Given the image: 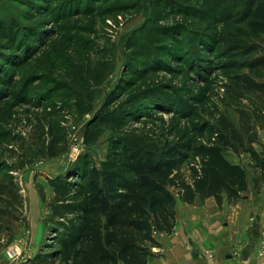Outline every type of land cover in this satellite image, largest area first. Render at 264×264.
I'll return each instance as SVG.
<instances>
[{
	"label": "rangeland",
	"instance_id": "374dc122",
	"mask_svg": "<svg viewBox=\"0 0 264 264\" xmlns=\"http://www.w3.org/2000/svg\"><path fill=\"white\" fill-rule=\"evenodd\" d=\"M40 1L42 4L35 9V5L30 7L28 0H0V19H17L23 26L34 27V39L26 38L33 47L45 39L43 28L52 27L60 33H69L68 37H74L72 44L69 45L68 37L62 39V43L70 58L60 67L73 62L77 69L80 66V75L83 73L87 78H77L82 106L78 107L74 98L65 92L58 97L56 86L54 94H50V86L42 81L35 82L34 92L27 103L20 99L24 90L7 87L6 83L14 74L9 77L10 71L3 68L11 66L0 61L3 63L0 64V75H4L0 79L3 82L0 83V96H4L0 102V131L9 135L0 139V160L17 167L12 173L24 199L20 220L12 219L15 227L12 240L8 242L9 236L5 232L0 234V244L4 245L0 247V264H32V259L53 242L55 234L51 231L48 216L55 191L49 178L66 176L67 169L81 156L88 155L99 168H105L104 163L109 161L110 142L116 135L126 136L144 148H155L167 139L176 140L193 124L209 120L218 110L238 123L242 112L249 110L253 102L252 95L238 99L226 92L229 74L235 70L226 72L221 64L229 59L242 62L254 56H220L231 43L247 45L252 42L250 38L240 40L236 37L235 28L242 24L227 20L225 16L229 12L222 14L224 6L220 4L225 0ZM229 1L226 0L225 5ZM50 3L48 12L42 10L41 7ZM124 4H129V8L120 7ZM112 5L120 8L113 11ZM104 9L107 14L102 12ZM231 10L236 19L238 10L234 7ZM60 18L62 20L57 22ZM73 27L78 30L74 31ZM56 37L51 36L49 41ZM217 39H220L218 44ZM80 41H84L82 47L76 49L75 43ZM210 41L215 43L214 46L218 45L216 52L212 51L214 46L210 52L202 51L201 42L207 47ZM161 43H165L163 49L157 46ZM261 51L264 52V47ZM137 53L144 55L136 56ZM39 57L40 54L36 56ZM184 59L189 60L182 62ZM10 60L12 56L8 57V62ZM36 60L34 58L33 64ZM89 60L92 63L87 73ZM63 69L74 71L69 66ZM32 70L38 71L34 66ZM50 76L59 78L57 74ZM131 77L136 84L121 99L114 101L116 95H120V85ZM15 81H23L22 76H16ZM130 98L138 104L133 107L135 111L131 115H126V100ZM88 102L90 104H86ZM84 107L89 109L83 111ZM97 116L104 120L103 131L95 143L89 145L85 142L87 125ZM53 120L65 135L68 147L58 157L47 158L40 149L39 133L42 128L48 131ZM74 127L79 129L78 136L83 137V142L80 140L73 154ZM258 131L262 145L257 147L264 149V126ZM14 138L17 142H13ZM227 156L248 170L251 184L243 194L246 203L242 199L243 212L251 230L247 239L250 247H257L255 263L264 264V185L262 182L256 185L259 171L248 154L237 157L228 153ZM183 169L187 170V164ZM36 200H39L42 214L35 211Z\"/></svg>",
	"mask_w": 264,
	"mask_h": 264
},
{
	"label": "trees",
	"instance_id": "16d2710c",
	"mask_svg": "<svg viewBox=\"0 0 264 264\" xmlns=\"http://www.w3.org/2000/svg\"><path fill=\"white\" fill-rule=\"evenodd\" d=\"M28 2L30 7L35 5V9L42 4L40 0ZM229 2L225 5V0L220 4L224 6L222 14L229 12L225 16L227 20L233 19L232 23L242 24L235 28L237 38H250L252 42L247 45L231 43L220 56L252 54L254 57L242 62L229 59L221 64V68L226 72L235 70L229 74L226 92L238 99L252 95L250 109L242 112L238 123L218 110L209 120L193 124L176 140L167 139L155 148H144L126 136L116 135L111 139L109 161L104 163L105 168H99L85 155L67 169L66 176L49 178L55 193L49 203L51 214L48 223L55 235L53 242L32 259V264H149L152 248L160 245L156 234H170L175 228L179 202L195 203L215 197L221 207L225 200L230 205H236L243 199L251 184L250 176L247 168L231 160L228 153L237 157L248 154L259 171L256 185L260 182L264 185V149L257 147L262 145L258 129L264 126V52L261 51L264 47V0ZM50 5L52 3L41 8L48 12ZM129 6L124 4L120 7ZM120 7L112 5L110 8L115 11ZM232 7L238 10L236 19L231 13ZM102 12L107 14L108 11ZM76 28L73 27V30L77 31ZM34 32V27L23 26L17 19H0V61L4 60L3 63L11 66L3 68L10 71L9 77L14 74L6 83L7 87L24 90L25 94L20 99L28 103L35 82L42 81L50 86V94H54L56 86L58 97L65 92L68 97L74 98L78 107L82 106L77 78H87L86 75H80V66L77 69L73 62H66L60 67L70 58L64 52L62 43L69 33H60L52 27L43 28L45 39L33 47L27 39L32 41ZM56 35L57 39L49 41L51 36ZM72 38L68 37L69 45ZM195 39L200 41L198 37ZM217 40L216 44L220 43V39ZM83 42L75 43V48L82 47ZM214 44L210 41L209 46L204 47L206 44L201 42L200 47L202 51L210 52ZM157 46L163 49L165 43ZM38 54L40 57L36 58ZM141 55L144 53L136 54ZM9 56L12 60L8 62ZM34 58L37 59L35 64L32 62ZM186 60L189 59L182 62ZM91 63L90 60L87 63V73ZM33 66L38 71H33ZM66 66L74 68V71H65L63 68ZM148 66L150 68L151 65ZM55 74L59 78L50 76ZM3 76L1 74L0 79ZM16 76H22L23 81L16 82ZM60 78H63L62 81ZM133 80V77L125 79L120 85V95H116L114 101L121 99L136 84ZM0 83L3 82L0 80ZM3 99L4 96H0V102ZM132 99L126 100V115H131L135 111L133 107L138 104ZM110 102L113 103V99ZM88 109L84 107L82 110ZM103 123L104 120L98 116L88 122L85 134L87 144L95 143L103 131ZM55 124L54 120L50 121L48 131L42 128L39 133L40 149L47 158L58 157L68 147L65 135ZM1 135L0 139L9 137L6 133ZM13 142H17L16 138ZM10 151L13 152V149ZM185 164L187 170L183 169ZM15 169L17 167L12 163L0 160V234H8V242L14 237L12 222L20 220L24 206L12 173Z\"/></svg>",
	"mask_w": 264,
	"mask_h": 264
},
{
	"label": "crops",
	"instance_id": "0c3cea01",
	"mask_svg": "<svg viewBox=\"0 0 264 264\" xmlns=\"http://www.w3.org/2000/svg\"><path fill=\"white\" fill-rule=\"evenodd\" d=\"M243 201H224L221 207L215 197L179 202L175 228L156 234L160 245L152 248L149 264H256L257 247L249 246ZM36 203L35 211L42 214Z\"/></svg>",
	"mask_w": 264,
	"mask_h": 264
},
{
	"label": "built area",
	"instance_id": "2783aa9c",
	"mask_svg": "<svg viewBox=\"0 0 264 264\" xmlns=\"http://www.w3.org/2000/svg\"><path fill=\"white\" fill-rule=\"evenodd\" d=\"M78 132H79V129L74 127V131H73V141H74V150H73V154L76 153V150H77V147L79 145V142L81 140V142H83V137L81 136H78ZM80 150L77 152V155L79 154Z\"/></svg>",
	"mask_w": 264,
	"mask_h": 264
}]
</instances>
